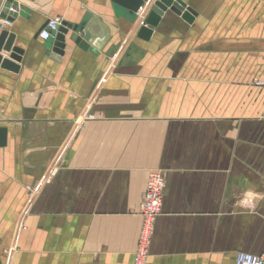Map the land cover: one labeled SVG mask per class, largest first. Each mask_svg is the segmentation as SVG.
<instances>
[{
  "label": "crops",
  "instance_id": "1",
  "mask_svg": "<svg viewBox=\"0 0 264 264\" xmlns=\"http://www.w3.org/2000/svg\"><path fill=\"white\" fill-rule=\"evenodd\" d=\"M13 1L0 0V31L23 49L0 52L19 66L0 65V264H134L154 171L166 187L145 264L261 254L264 0H184L191 21L167 8L143 38L148 11L112 68L134 29L113 0ZM52 18L108 35L83 48L70 29L57 59L40 36Z\"/></svg>",
  "mask_w": 264,
  "mask_h": 264
},
{
  "label": "water",
  "instance_id": "2",
  "mask_svg": "<svg viewBox=\"0 0 264 264\" xmlns=\"http://www.w3.org/2000/svg\"><path fill=\"white\" fill-rule=\"evenodd\" d=\"M116 4V10L122 15L129 16L133 19L134 29L130 35L126 38L121 49L115 56L112 66L118 61L123 50L125 49L127 43L130 40V37L135 32L137 26L141 22V19L149 11L148 16L145 19V24L141 26L138 35L143 38H148L152 33V28L145 26L146 24L150 26H156L164 14L167 8H170L173 12L183 15L184 18L191 21L192 15L195 14L194 10L191 7H188L184 0H113ZM7 7L17 8L18 2L9 0ZM10 5V6H9ZM139 11L140 14H139ZM17 15L16 12L11 13L8 17L6 16L7 21H12L13 16ZM0 27H3V24L0 23ZM98 28V30H96ZM99 28L102 29V34L107 38L108 28L104 26L98 19L89 20L86 19L80 24H71L68 22H63L59 26L58 32L54 34V52L55 58L60 59L65 48V36L69 30L73 32H84V36H77L76 42L80 44L83 48H88L89 44L93 43V40L96 38V35L99 31ZM15 35L8 32L6 29L0 31V52L2 50L11 52L10 59L20 61L21 55L23 54V49L18 46H14ZM8 58H3L0 54V65L4 68H8L14 71H17L19 66ZM110 68V69H111ZM109 69V70H110ZM93 99V98H92ZM92 101V100H91ZM6 144L5 129L0 128V147Z\"/></svg>",
  "mask_w": 264,
  "mask_h": 264
},
{
  "label": "built area",
  "instance_id": "3",
  "mask_svg": "<svg viewBox=\"0 0 264 264\" xmlns=\"http://www.w3.org/2000/svg\"><path fill=\"white\" fill-rule=\"evenodd\" d=\"M62 23L60 18L48 20L46 26L40 32V36L48 40L58 32L59 26ZM255 83L258 86H264L263 79L256 80ZM165 187L166 181L161 172L154 171L149 175L147 187L140 206V214L144 219V226L139 238V246L135 255L134 264H145L146 262L150 233L156 218L162 212ZM245 202L251 206L252 198L248 197ZM236 264H264V251L261 254L240 251L236 255Z\"/></svg>",
  "mask_w": 264,
  "mask_h": 264
}]
</instances>
